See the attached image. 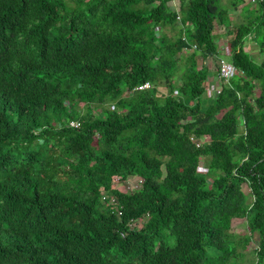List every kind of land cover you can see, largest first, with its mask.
Here are the masks:
<instances>
[{"label":"trees","instance_id":"obj_1","mask_svg":"<svg viewBox=\"0 0 264 264\" xmlns=\"http://www.w3.org/2000/svg\"><path fill=\"white\" fill-rule=\"evenodd\" d=\"M245 1L0 0V264H264V0ZM215 26L236 74L206 96Z\"/></svg>","mask_w":264,"mask_h":264},{"label":"rangeland","instance_id":"obj_2","mask_svg":"<svg viewBox=\"0 0 264 264\" xmlns=\"http://www.w3.org/2000/svg\"><path fill=\"white\" fill-rule=\"evenodd\" d=\"M222 1L226 2V0H222ZM244 5H245V7L249 8L245 0H244ZM229 16H230V20H231L233 25L235 23L237 24L239 22H242L243 21L242 18H244V17L240 16L239 13H236V12L229 13ZM166 33L171 35V36H173V34H174L173 31H171V30H167ZM215 33H217V35H218L217 43H218V50L220 51V55H219L218 58L215 57V58L211 59L210 61H205L204 65L207 67L208 73L211 74V77L213 78V80L215 79L217 81V60L220 59V58L224 59V60H227L228 50H227V47H226V43H227V39H229V38L226 35L224 37L223 36L224 35L223 30L218 28L217 26H215ZM244 46H245L244 47L245 50H247L256 61H259L261 59V56L258 54L256 46L252 42L249 43L247 41V42H245ZM200 64H201V61L198 60V65H200ZM156 89H157L158 94H164L166 92V90L162 86H157ZM205 95H207V94L205 93ZM210 95L211 94L208 93V96H210ZM98 108L101 109L102 107L98 106ZM200 141L202 143H204V142L207 141V138H202V139H200ZM198 172L205 173V168H204L203 161H200V163H199ZM126 182L131 186L136 181H135V179H133L131 177V178H128L126 180ZM111 186H112L113 189L119 190V191H121L123 193L124 192L126 194L130 193L126 189V183L118 181L117 178H113L112 179ZM242 189H243L244 192L247 191L245 186H242ZM141 223H142V221H133L130 224V228L138 229L140 227ZM231 231L233 233H235V234L247 233L245 221L243 219L242 220L241 219L240 220H233L232 221ZM257 237H258L257 235H253V237H251V241H250V243H249V245L247 247L248 250L252 249V248H255Z\"/></svg>","mask_w":264,"mask_h":264},{"label":"built area","instance_id":"obj_3","mask_svg":"<svg viewBox=\"0 0 264 264\" xmlns=\"http://www.w3.org/2000/svg\"><path fill=\"white\" fill-rule=\"evenodd\" d=\"M248 1L250 3L261 2V0H248ZM177 18L178 17H176V19ZM182 39H184V38L182 37ZM191 49L193 50L194 47H192ZM235 74H236V69L233 67V65L230 62H228L227 60L221 59V58L218 59V62H217V80L219 81V84L214 86L213 89H211L209 87H205V93L207 94V96H208V93H210L212 96L215 95L216 93H218L219 89H220V87H219L220 83L227 82ZM149 86H150L149 83L145 82V83H142L141 85H139L138 87H135L133 90L140 91V89L148 88ZM69 125L70 126H77V123L70 122ZM190 140L194 143L195 147H199L201 144H203L200 140H198L196 142H194V140H192V139H190ZM125 183H126V189L129 192H131V191L138 188L140 181L134 183L131 186L126 181H125ZM109 204H111V205L115 204L113 202V199H110Z\"/></svg>","mask_w":264,"mask_h":264},{"label":"crops","instance_id":"obj_4","mask_svg":"<svg viewBox=\"0 0 264 264\" xmlns=\"http://www.w3.org/2000/svg\"><path fill=\"white\" fill-rule=\"evenodd\" d=\"M172 4L174 5V2L172 1ZM225 37V35H223ZM249 43H251V41H248ZM245 47V46H244ZM245 49V48H244ZM246 52H248L247 50H245ZM249 53V52H248ZM211 59H207L206 61H210ZM204 64V63H203ZM217 84H219V81L217 80H213V78L211 77V74L208 73V77L206 79V87H209L211 89L214 88V86H216ZM207 96V95H206Z\"/></svg>","mask_w":264,"mask_h":264}]
</instances>
